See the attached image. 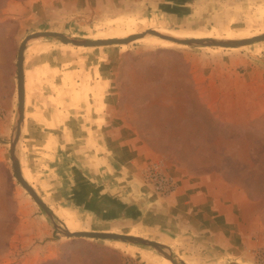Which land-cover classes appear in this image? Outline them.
<instances>
[{
    "label": "rangeland",
    "instance_id": "rangeland-1",
    "mask_svg": "<svg viewBox=\"0 0 264 264\" xmlns=\"http://www.w3.org/2000/svg\"><path fill=\"white\" fill-rule=\"evenodd\" d=\"M50 4L0 0V133L8 129L0 134V264H166L164 258H168L151 246L64 235V227L56 220L54 225L18 182L9 153L17 118L18 46L36 31L103 39L164 28L183 38L242 39L264 33V0H237L232 4L234 14L226 21L173 19L132 0L122 7L113 3L109 8L77 12L63 0ZM143 38L95 47L64 44L52 37L30 39L23 53L28 89L53 92V103L66 101L70 105L74 100L72 81L84 68H90L92 76L109 80L106 100L112 119L116 125L127 124L152 151L153 160L142 176L155 193L162 197L173 193L181 174L215 173L254 203L251 234L237 247L222 249L186 235L169 243L159 242L185 264H264V115L256 114L259 99L255 97L263 88L259 84L264 72L257 75L251 71V67L258 71L264 68L260 63L264 40L225 48L182 45L152 34ZM254 47L259 49L251 50ZM221 107L225 111L222 115ZM235 110L239 112L233 117ZM229 116L233 120L225 119ZM104 133L105 129L93 127V148L98 147ZM151 170L173 180L175 189L169 194L156 190L148 177ZM24 175L29 185L36 179L26 172ZM30 186L35 191L41 188ZM39 197L44 201L46 194ZM94 202L93 209L100 210ZM58 214L70 220L64 213ZM71 218L77 223L75 228L82 230L158 241L146 222L125 217L105 219L92 211ZM29 253L32 257L26 258Z\"/></svg>",
    "mask_w": 264,
    "mask_h": 264
},
{
    "label": "crops",
    "instance_id": "crops-1",
    "mask_svg": "<svg viewBox=\"0 0 264 264\" xmlns=\"http://www.w3.org/2000/svg\"><path fill=\"white\" fill-rule=\"evenodd\" d=\"M53 1L41 0L45 6ZM63 1L77 12L109 8L113 3L122 7L130 0ZM132 2L147 5L173 19L202 17L207 21H226L234 14L232 4L237 0ZM254 49L259 48L251 50ZM260 63L264 67V59ZM253 68L251 71L257 75L264 72V68L259 71ZM90 70L84 68L79 76L74 77L72 83L75 87L70 92L74 100L70 105L66 101L55 104L52 101L53 92L29 91V78L24 65L23 122L16 144L24 179L27 180L24 172L36 178L31 180L30 185L41 187L35 188L37 193L46 194L44 202L70 231L82 230L75 228L77 223L71 218L73 214L92 211L105 219L125 217L146 222L154 231L155 239L166 243L172 242L178 235H186L189 238L199 237L197 240L200 243L222 249L241 245L240 240H246L251 234L256 216L254 203L215 173L181 174L177 177L179 184L173 193L164 197L155 193L142 176L143 169L153 160L152 151L140 143L127 124L116 125L111 115L112 108L106 100L109 80L101 75L92 76ZM261 80L262 92L259 96L255 95L259 99L258 115H264V79ZM93 97H97V101ZM223 100L225 96L220 101ZM222 107L219 110L221 115ZM236 112L239 111L235 110L231 116L236 117ZM231 118L225 117L226 120H233ZM95 126L105 129V137H100L97 148H93L92 143ZM3 132L7 133L8 129L0 134ZM93 201L100 210L93 209ZM59 212L69 216L70 220L62 218ZM29 254L26 258L32 257ZM164 261L170 264L168 259L164 258Z\"/></svg>",
    "mask_w": 264,
    "mask_h": 264
},
{
    "label": "water",
    "instance_id": "water-1",
    "mask_svg": "<svg viewBox=\"0 0 264 264\" xmlns=\"http://www.w3.org/2000/svg\"><path fill=\"white\" fill-rule=\"evenodd\" d=\"M145 34H152L158 37L179 43L182 45H197V46H213V47H240L253 42L263 41L264 33H260L251 37L242 39H216L212 37H202V38H176L170 35L163 34L154 29H145L144 31L133 33L125 37L116 38H103V39H77L69 37L63 33L55 31H36L28 34L19 44L17 50V61H16V93H17V118L15 123L14 136L10 142V158L12 162L13 172L18 180V182L25 188V190L30 194L33 200L45 211V213L51 218L54 225L57 226L55 220L58 221L64 229H61L62 233L66 236L75 237H90V238H102V239H116L121 241H127L131 243H138L142 245H147L155 248L159 253L168 258L173 264H185L182 260H176L172 255L169 248L156 240H151L142 236L121 234L115 232L106 231H88V230H76L70 231L65 227V225L57 218L53 213L52 209L39 197L37 192L27 183V181L22 176L19 161L16 156V144L20 137L21 125L23 122V110H24V75H23V53L28 40L38 37H52L59 40L65 44H72L75 46H85V47H95V46H105V45H120L127 44L136 38H139Z\"/></svg>",
    "mask_w": 264,
    "mask_h": 264
},
{
    "label": "built area",
    "instance_id": "built-area-1",
    "mask_svg": "<svg viewBox=\"0 0 264 264\" xmlns=\"http://www.w3.org/2000/svg\"><path fill=\"white\" fill-rule=\"evenodd\" d=\"M149 180L155 185V189L162 194H169L175 189V182L167 176H162L151 170L148 174Z\"/></svg>",
    "mask_w": 264,
    "mask_h": 264
},
{
    "label": "bare ground",
    "instance_id": "bare-ground-1",
    "mask_svg": "<svg viewBox=\"0 0 264 264\" xmlns=\"http://www.w3.org/2000/svg\"><path fill=\"white\" fill-rule=\"evenodd\" d=\"M149 29H154V30H156V31H158V32H161V33H163V34H166V35H170V36H173V37H176V38H183V37H180L174 30H167V29H164V28H149ZM146 35H148V34H145V35H143V36H141V37H139V38H136L135 40L137 41V40H142L141 38H143V37H145ZM144 39V38H143ZM134 40V41H135ZM254 43V42H253ZM65 44V43H64ZM250 44H252V43H250ZM247 45H249V44H247ZM243 46H245V45H243ZM170 263L171 264H173L171 261H170Z\"/></svg>",
    "mask_w": 264,
    "mask_h": 264
},
{
    "label": "trees",
    "instance_id": "trees-1",
    "mask_svg": "<svg viewBox=\"0 0 264 264\" xmlns=\"http://www.w3.org/2000/svg\"><path fill=\"white\" fill-rule=\"evenodd\" d=\"M0 165H2V163L0 162Z\"/></svg>",
    "mask_w": 264,
    "mask_h": 264
}]
</instances>
